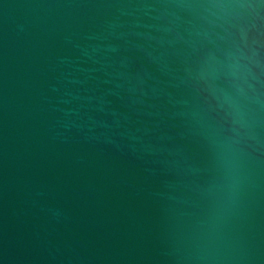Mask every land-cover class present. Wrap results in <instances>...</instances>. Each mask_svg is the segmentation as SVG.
Instances as JSON below:
<instances>
[{
  "label": "water",
  "instance_id": "1",
  "mask_svg": "<svg viewBox=\"0 0 264 264\" xmlns=\"http://www.w3.org/2000/svg\"><path fill=\"white\" fill-rule=\"evenodd\" d=\"M0 264H264V0H0Z\"/></svg>",
  "mask_w": 264,
  "mask_h": 264
}]
</instances>
